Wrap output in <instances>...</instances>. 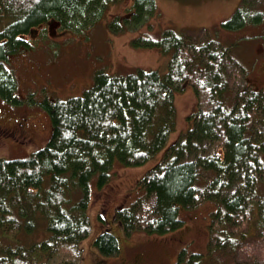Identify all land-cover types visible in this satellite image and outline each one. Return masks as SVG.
Returning <instances> with one entry per match:
<instances>
[{
    "label": "trees",
    "instance_id": "16d2710c",
    "mask_svg": "<svg viewBox=\"0 0 264 264\" xmlns=\"http://www.w3.org/2000/svg\"><path fill=\"white\" fill-rule=\"evenodd\" d=\"M120 1L0 0V15L8 17L0 30V97L20 102L13 72L3 63L31 44L32 31L48 22L64 31L88 27ZM252 1L234 7L222 26L245 27ZM154 6L155 0H131L108 26L116 33L135 28ZM135 43L170 52L167 69L95 71L81 95L39 103L51 122L43 146L24 157L0 158V264H80V241L91 233V178L101 187L115 162L134 166L152 158L136 181L142 195L116 208L118 224L109 220L119 237L173 231L183 224L179 208L209 204L207 251L185 254L181 248L173 264H264V89L252 87L228 44L213 38L165 30ZM187 82L195 110L188 129L169 143L174 94ZM98 219L105 226L91 235V250L102 259L115 256L117 237L101 214ZM40 225L48 235L22 243L23 233Z\"/></svg>",
    "mask_w": 264,
    "mask_h": 264
},
{
    "label": "rangeland",
    "instance_id": "374dc122",
    "mask_svg": "<svg viewBox=\"0 0 264 264\" xmlns=\"http://www.w3.org/2000/svg\"><path fill=\"white\" fill-rule=\"evenodd\" d=\"M237 1L155 0L154 9L144 23L116 33L108 23L114 16L124 13L131 2L121 0L109 6L100 19L88 27L64 31L48 22L36 28L29 35L31 44L11 54L3 63L13 72L14 91L20 102L11 104L0 97V127L5 132L14 131V135L21 125L26 131L22 139L0 131V158L24 157L43 146L50 135L51 122L39 103L81 95L92 84L95 71L121 75L138 68L166 70L170 52L135 43L138 38L158 39L165 30L178 34L188 32L193 38L209 37L228 44L230 57L245 69L248 83L264 89V57L260 58L264 56V16L260 14L263 20L248 21L245 27L230 31L220 21L230 17ZM257 1L253 0L252 4ZM7 22L8 17L0 15V30ZM251 27L259 31L248 34V30L253 31ZM29 100L36 103H29ZM195 104L194 92L187 82L182 91L174 94V128L169 134V143L190 126L187 117L194 112ZM21 122L27 125L17 128ZM153 162L154 158L134 166L115 162L109 180L101 187H96L95 175L91 178V199L87 207L91 233L80 241V264H173L181 248L185 254L207 251L208 214L213 209L209 204L179 208L183 224L163 234L134 231L119 237L118 227L109 224V220L118 224L112 218L116 208L129 206L142 195L136 181ZM260 185L264 190V184ZM147 202L140 203L141 210ZM100 214L119 244L115 256L103 259L91 250L94 247L91 239L105 226L99 222ZM47 235L48 231L40 225V228L25 231L20 240L30 244Z\"/></svg>",
    "mask_w": 264,
    "mask_h": 264
},
{
    "label": "flooded vegetation",
    "instance_id": "af4514ba",
    "mask_svg": "<svg viewBox=\"0 0 264 264\" xmlns=\"http://www.w3.org/2000/svg\"><path fill=\"white\" fill-rule=\"evenodd\" d=\"M241 2L243 3V0H238L237 1V3H236V5H235V7H238L239 5H241ZM248 6H249V9L252 11L251 12V15H252V17H249L248 16V20H250V19H253V18H257V16H259L260 17V15H256V14H260V7H261V0H258V2L256 3V4H252V3H249V4H247ZM233 13V12H232ZM231 13V14H232ZM253 13V14H252ZM228 30H230V29H228ZM21 124H25V125H27V123H19L18 125H17V128L19 127V125H21ZM18 132H20V133H23V132H25V126H23V125H21L20 127H19V131Z\"/></svg>",
    "mask_w": 264,
    "mask_h": 264
},
{
    "label": "crops",
    "instance_id": "0c3cea01",
    "mask_svg": "<svg viewBox=\"0 0 264 264\" xmlns=\"http://www.w3.org/2000/svg\"><path fill=\"white\" fill-rule=\"evenodd\" d=\"M264 3V0H263V2H262V4H261V7H262V9H261V11H260V14H262V16H264V7H263V4ZM260 17H261V15H260ZM259 19H261V20H263V18L261 17V18H253V19H250V20H247V22L249 21V22H251V23H255L256 21H259ZM260 27V26H259ZM251 28H253V31H251V30H248V34H252V33H255V32H258L259 30H254V27H251ZM230 31V30H229ZM263 52H264V50H263ZM262 57H264V56H261L260 58H262ZM259 60V57H258V59H257V61ZM262 76L264 77V72H262Z\"/></svg>",
    "mask_w": 264,
    "mask_h": 264
},
{
    "label": "bare ground",
    "instance_id": "6f19581e",
    "mask_svg": "<svg viewBox=\"0 0 264 264\" xmlns=\"http://www.w3.org/2000/svg\"><path fill=\"white\" fill-rule=\"evenodd\" d=\"M258 2V1H257ZM263 0H261V4H262ZM262 7H260V11H261ZM53 14V13H52ZM171 151V150H170ZM179 163V162H178ZM228 195V194H227ZM198 206V205H197ZM232 214V213H231Z\"/></svg>",
    "mask_w": 264,
    "mask_h": 264
}]
</instances>
